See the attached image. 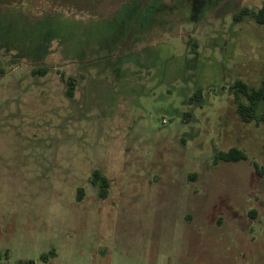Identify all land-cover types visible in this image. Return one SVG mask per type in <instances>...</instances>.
Segmentation results:
<instances>
[{
    "label": "rangeland",
    "instance_id": "1",
    "mask_svg": "<svg viewBox=\"0 0 264 264\" xmlns=\"http://www.w3.org/2000/svg\"><path fill=\"white\" fill-rule=\"evenodd\" d=\"M262 1L7 5L0 264H264V116L232 87L264 79V24L233 21Z\"/></svg>",
    "mask_w": 264,
    "mask_h": 264
},
{
    "label": "trees",
    "instance_id": "2",
    "mask_svg": "<svg viewBox=\"0 0 264 264\" xmlns=\"http://www.w3.org/2000/svg\"><path fill=\"white\" fill-rule=\"evenodd\" d=\"M13 1L16 3L20 2V0H13ZM13 1L12 0H0V4L1 6H3V7L0 6V14H2V12H5L4 10H7V5L10 3H13ZM19 9L23 11L22 14L24 16H26L29 13L26 10H24L22 6H20ZM244 18L252 19L254 22L258 24H264V0L262 1L261 6L257 9L243 7L233 15V21L235 22L242 21ZM2 26L3 25L1 22V18H0V48L10 49L11 47H13V45L8 44V42L2 40V36L6 35L9 29L3 33L1 30ZM50 39H53V37H51ZM17 56L14 58L17 59ZM31 72L35 74V73L42 72V70H39V68L37 69L32 68ZM75 81L76 80L73 78L68 79L67 90H66L67 97H71L73 95L74 88H75ZM232 87L236 89V94L237 92H241L246 96L248 100L247 104H243L242 102L237 101V111L243 119L247 120L250 114L252 113V111H254V109H257V107L260 109V111H262L261 114L264 116V79H262L260 85L256 87L249 86L240 80H236ZM202 93H203V87L196 86L192 94L187 97V102L189 104L201 103L202 96H203ZM186 115H188L189 117L191 116L190 112H186ZM242 159H245V155L237 148H230L227 151L219 150L215 152L213 156V161L215 163L219 161L235 162V161H239ZM90 182L92 185L97 187L98 196L100 198H104L106 196L107 189L109 186V181L107 177L101 174L98 170H94L92 171L90 175ZM82 192H83V189L78 188L77 190L78 198L82 196ZM48 256H55V252L53 249L49 250L46 253L41 254L40 258L42 260H48ZM31 263L32 261L28 262V264H31Z\"/></svg>",
    "mask_w": 264,
    "mask_h": 264
}]
</instances>
